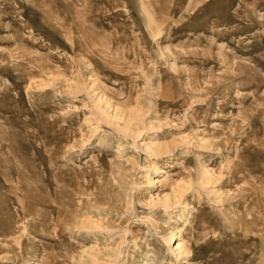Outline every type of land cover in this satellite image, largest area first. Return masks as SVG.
Listing matches in <instances>:
<instances>
[{"label": "rangeland", "instance_id": "1", "mask_svg": "<svg viewBox=\"0 0 264 264\" xmlns=\"http://www.w3.org/2000/svg\"><path fill=\"white\" fill-rule=\"evenodd\" d=\"M0 264H264V0H0Z\"/></svg>", "mask_w": 264, "mask_h": 264}, {"label": "bare ground", "instance_id": "2", "mask_svg": "<svg viewBox=\"0 0 264 264\" xmlns=\"http://www.w3.org/2000/svg\"><path fill=\"white\" fill-rule=\"evenodd\" d=\"M179 243H178V246H177V248L181 251L182 250V248H183V245H182V242H180V241H182L183 239H182V235H180L179 234Z\"/></svg>", "mask_w": 264, "mask_h": 264}]
</instances>
